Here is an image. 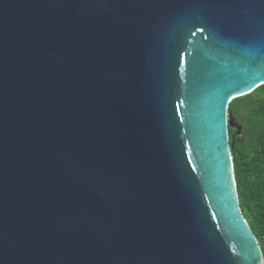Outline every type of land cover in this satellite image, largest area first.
<instances>
[{"label":"water","instance_id":"95a60500","mask_svg":"<svg viewBox=\"0 0 264 264\" xmlns=\"http://www.w3.org/2000/svg\"><path fill=\"white\" fill-rule=\"evenodd\" d=\"M264 84V0H0V264H264L230 102Z\"/></svg>","mask_w":264,"mask_h":264},{"label":"trees","instance_id":"16d2710c","mask_svg":"<svg viewBox=\"0 0 264 264\" xmlns=\"http://www.w3.org/2000/svg\"><path fill=\"white\" fill-rule=\"evenodd\" d=\"M229 110L241 127L229 129L241 212L264 257V84L233 99Z\"/></svg>","mask_w":264,"mask_h":264}]
</instances>
